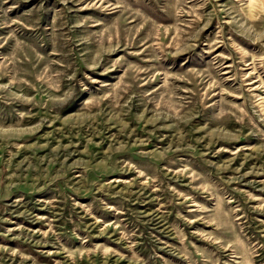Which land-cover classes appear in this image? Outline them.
<instances>
[{
    "label": "rangeland",
    "instance_id": "1",
    "mask_svg": "<svg viewBox=\"0 0 264 264\" xmlns=\"http://www.w3.org/2000/svg\"><path fill=\"white\" fill-rule=\"evenodd\" d=\"M0 264H264V0H0Z\"/></svg>",
    "mask_w": 264,
    "mask_h": 264
}]
</instances>
